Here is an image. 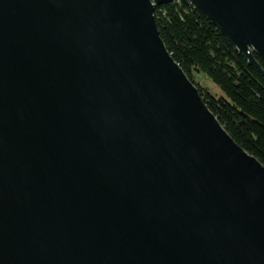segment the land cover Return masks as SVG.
Returning <instances> with one entry per match:
<instances>
[{
	"label": "water",
	"instance_id": "1",
	"mask_svg": "<svg viewBox=\"0 0 264 264\" xmlns=\"http://www.w3.org/2000/svg\"><path fill=\"white\" fill-rule=\"evenodd\" d=\"M175 1L264 75V0H0V264H264V165L161 39Z\"/></svg>",
	"mask_w": 264,
	"mask_h": 264
},
{
	"label": "trees",
	"instance_id": "2",
	"mask_svg": "<svg viewBox=\"0 0 264 264\" xmlns=\"http://www.w3.org/2000/svg\"><path fill=\"white\" fill-rule=\"evenodd\" d=\"M154 17L169 53L204 103L233 140L264 165V75L191 2L159 7ZM254 58L264 70V60L256 53ZM196 74L219 96L201 87Z\"/></svg>",
	"mask_w": 264,
	"mask_h": 264
},
{
	"label": "rangeland",
	"instance_id": "3",
	"mask_svg": "<svg viewBox=\"0 0 264 264\" xmlns=\"http://www.w3.org/2000/svg\"><path fill=\"white\" fill-rule=\"evenodd\" d=\"M195 80L199 83L201 87L206 88L213 94L219 96V92L217 91V89L209 81H207L203 76L196 74Z\"/></svg>",
	"mask_w": 264,
	"mask_h": 264
}]
</instances>
